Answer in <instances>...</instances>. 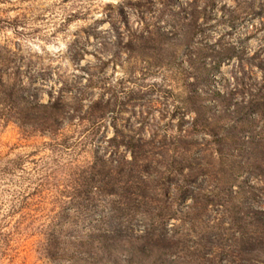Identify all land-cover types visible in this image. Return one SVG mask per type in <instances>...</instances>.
<instances>
[{
	"label": "rangeland",
	"instance_id": "1",
	"mask_svg": "<svg viewBox=\"0 0 264 264\" xmlns=\"http://www.w3.org/2000/svg\"><path fill=\"white\" fill-rule=\"evenodd\" d=\"M50 99L69 123L23 128ZM105 235L144 264H254L264 0H0V264H129Z\"/></svg>",
	"mask_w": 264,
	"mask_h": 264
},
{
	"label": "trees",
	"instance_id": "2",
	"mask_svg": "<svg viewBox=\"0 0 264 264\" xmlns=\"http://www.w3.org/2000/svg\"><path fill=\"white\" fill-rule=\"evenodd\" d=\"M32 109V116H30V121L31 123L27 124L26 122H21V126L23 128H41L44 131L51 132V133H56L58 130L62 129L64 125H66L69 122H66L69 118L68 115L69 112L65 110L64 106L60 104L58 101H53V100H48L46 103L43 102H33L31 105ZM111 107L109 106L108 103H105L103 100L102 101H92L89 104V109L85 111V113L80 115V121H85L87 120L93 125H99L100 121L104 120L108 113L111 112ZM37 112L42 113L40 116H35ZM86 115V116H85ZM113 119H115L114 116H112ZM40 121V122H39ZM40 123V124H38ZM116 127V124H114ZM119 136H126L128 137L129 135L124 134L122 131L118 130L116 128L115 130V135L114 137L117 138ZM114 138V139H115ZM134 139V136L129 137V142L127 141L126 146L130 147V141ZM105 237L113 239L115 241H119V246L118 248L123 249L124 245L127 244L130 248H132V251L129 253L127 252L126 254L123 255V258L126 259L127 263L129 264H144L141 261H138L139 257L137 255V251L140 249L139 246L136 245V242L134 243L132 240H126V239H121V238H115L112 235H105ZM257 252H254L250 258L247 260H250L251 263L254 264H264V237L263 236H257ZM111 241V240H109ZM125 243V244H124ZM156 245H151L148 246L149 248L144 249L142 252L146 256H155L154 254V247ZM100 248H103L107 253L112 254V250H117L116 246H113V244L110 243H102ZM91 258H94L95 256H92L91 254L88 255ZM110 264H116L115 258H112L110 256ZM137 259V260H136ZM246 259V258H245ZM107 260V259H106ZM144 262V261H143ZM149 263L151 264H156L155 260H150Z\"/></svg>",
	"mask_w": 264,
	"mask_h": 264
}]
</instances>
